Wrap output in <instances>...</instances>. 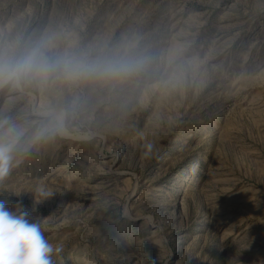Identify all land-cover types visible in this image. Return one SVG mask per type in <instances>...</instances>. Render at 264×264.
<instances>
[{"label": "rangeland", "instance_id": "374dc122", "mask_svg": "<svg viewBox=\"0 0 264 264\" xmlns=\"http://www.w3.org/2000/svg\"><path fill=\"white\" fill-rule=\"evenodd\" d=\"M41 37L152 58L0 89L22 143L46 130L0 200L41 219L55 264H264V0H0V53Z\"/></svg>", "mask_w": 264, "mask_h": 264}, {"label": "clouds", "instance_id": "9594fccd", "mask_svg": "<svg viewBox=\"0 0 264 264\" xmlns=\"http://www.w3.org/2000/svg\"><path fill=\"white\" fill-rule=\"evenodd\" d=\"M52 47L51 37H41L25 45L19 53H0V89H20L25 84L46 82L52 77L70 82L87 79L124 81L145 72L152 61L146 53L131 51L130 45L96 57L70 52L52 56ZM45 133L46 130H38L30 141L22 143L24 129L9 120H0V182L11 175L17 157L27 154ZM146 148L150 152L153 145L148 143ZM37 194L42 197L53 195L41 187L37 188ZM62 251V245H54L46 238L41 219L31 218L22 204L18 203L10 210L0 200V264H55L53 257Z\"/></svg>", "mask_w": 264, "mask_h": 264}]
</instances>
